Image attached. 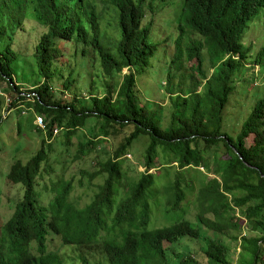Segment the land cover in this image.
Wrapping results in <instances>:
<instances>
[{
	"label": "trees",
	"instance_id": "16d2710c",
	"mask_svg": "<svg viewBox=\"0 0 264 264\" xmlns=\"http://www.w3.org/2000/svg\"><path fill=\"white\" fill-rule=\"evenodd\" d=\"M32 34L30 57L20 42ZM22 57L34 59L39 78L26 93L14 83ZM160 59L172 106L166 128L165 111L139 83ZM0 83V121L18 112V134L42 141L9 175L21 194L0 230V264H203L192 250L202 242L206 264H236L234 243L237 264H264V0H0ZM122 135L86 174L90 189L105 184L82 207L65 157L85 162ZM142 139L150 140L147 170L131 180L123 160ZM160 158L165 169L153 174ZM191 205L195 221L186 217ZM162 206L175 220L153 228Z\"/></svg>",
	"mask_w": 264,
	"mask_h": 264
},
{
	"label": "rangeland",
	"instance_id": "374dc122",
	"mask_svg": "<svg viewBox=\"0 0 264 264\" xmlns=\"http://www.w3.org/2000/svg\"><path fill=\"white\" fill-rule=\"evenodd\" d=\"M34 37L35 35L32 34V39L30 38L28 40L26 39L23 42H20V51H23L24 55L25 53H28V56L31 57V55L33 54L34 50H32L31 48L29 49V47L34 44ZM161 45L162 46L160 47V49L162 51H164L165 48L167 49V46H169L165 41H162ZM170 52V56H172L173 52ZM247 68L248 70L253 71L252 74L260 73L258 66L252 67L250 65ZM166 69L167 64L165 63V60L161 62L160 59V61L156 62L155 67L150 71V73L139 81L141 94L145 97L144 99L148 100V103H151L153 106L155 105L156 109H162L165 111L162 123L163 128L168 127L169 122L171 121L172 114V106L169 96H162L165 91L163 90V86L167 81L168 75ZM14 70L15 85L17 87H23L24 89H26L22 91L25 93L29 92L27 89L34 90L31 87H33L34 84L39 82L37 74L38 70L35 67L34 59H26L25 57H22L15 64ZM128 74H130V71L126 70L125 75ZM6 88V84L0 83V94H2L3 90H5ZM149 92H153L152 97L147 96ZM252 97L253 94L250 95L248 98ZM12 98L13 100H15L17 98V95H12ZM12 98L10 96L8 97L9 100H12ZM24 109L27 111V107ZM9 116L10 117L7 118L8 120L2 122L0 121V190L5 191V194H3L2 198H0V230L4 228L6 224H8L12 217H14L16 212V205L13 203V200L18 199L21 194V191L18 188L10 187L9 183L7 184L12 168L19 160L28 164L33 158V156H35L41 150L42 146V141L38 135L27 136L23 138L18 134V126L20 121L18 112H14ZM3 117H6V115H4ZM24 122L27 123L26 118ZM95 124V120H91L89 127L95 126ZM88 134H90L88 128L80 131V136H85L86 138H88ZM124 138L125 136L122 135L119 139L113 138L112 140H109V142L103 145L99 153L88 157L85 162L79 161L77 163H72L73 158L69 156L65 157V159L67 160H64V162L66 163L65 167L66 170L68 169V173L65 175V179L75 178L77 190L74 192L73 198H75L76 202L78 204H81L82 207H86L88 204L92 203V201L96 199L97 194L100 191V186L105 184V179L101 178L99 180L94 181L95 185L92 186V188L90 189L91 178L86 174L96 171V167L94 165L95 163L107 162L113 156L116 149L121 146ZM74 143H79V137L74 140ZM149 145V139H142L135 145L134 149L129 153V155L124 158L123 164L131 180L136 178L139 179L141 173L146 172V151ZM58 149L60 154L61 147L58 146ZM59 154H57V156ZM57 156L54 158L53 163L56 162ZM158 163L160 168L153 170V174L160 173L162 165H165L167 162L160 158L158 160ZM172 165L176 167V164ZM55 169L62 170L63 167H60L56 164ZM163 170L161 172H163ZM199 171H202L204 174H206L208 176V180L216 178V175H213L211 173L208 174L205 168H199ZM58 173L61 174V177H64V171H59ZM190 173H192L191 170ZM84 183L86 185L83 186ZM44 185H47L49 189V192H45L47 193L46 197L44 196L46 205H48L50 200L54 197V194L51 190L52 185L50 183V179H48ZM186 209L188 210V212H190L188 215L186 214V217L190 220L195 221V216L198 214V210L195 208L194 205H191L189 207L186 206ZM169 217L170 215L166 214V209L164 208V206H162L160 210L158 212L156 211L154 214L152 227L160 228L162 226L172 224L175 219H173L174 217ZM246 227L249 228L248 225ZM60 243L61 242H54L53 244H51L50 252L57 254L60 253ZM204 246L205 244L203 242L200 244H192V250L198 256H200L199 258L201 259L202 263L206 264V262L204 261L205 257L203 254H201V249ZM232 250V259L237 264L241 255V248L238 244L234 243L232 244Z\"/></svg>",
	"mask_w": 264,
	"mask_h": 264
},
{
	"label": "clouds",
	"instance_id": "9594fccd",
	"mask_svg": "<svg viewBox=\"0 0 264 264\" xmlns=\"http://www.w3.org/2000/svg\"><path fill=\"white\" fill-rule=\"evenodd\" d=\"M8 103H9V101H8ZM12 113H14V112H7V111L5 110L4 113H3V116L6 115V117H4V121H5V120H8L7 118L10 117L9 115H11ZM38 122H39V121H38ZM57 131H59V132L57 133ZM60 133H61L60 130H56V136H57V135H60ZM12 218H13V217H12ZM12 218H11V219H12ZM10 221H11V220H10ZM10 221H9V222H10ZM9 222H8V223H9Z\"/></svg>",
	"mask_w": 264,
	"mask_h": 264
},
{
	"label": "built area",
	"instance_id": "2783aa9c",
	"mask_svg": "<svg viewBox=\"0 0 264 264\" xmlns=\"http://www.w3.org/2000/svg\"><path fill=\"white\" fill-rule=\"evenodd\" d=\"M39 123H40V125H39ZM38 125H39L40 127L44 128V127H45V125H44V120H43V119H40L39 122H38ZM58 132H59V131H57V133H58Z\"/></svg>",
	"mask_w": 264,
	"mask_h": 264
}]
</instances>
